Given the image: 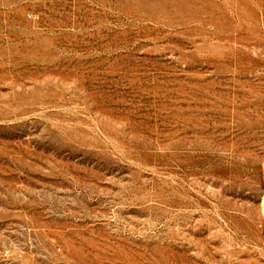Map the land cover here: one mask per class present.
I'll return each mask as SVG.
<instances>
[{
  "label": "rangeland",
  "instance_id": "rangeland-1",
  "mask_svg": "<svg viewBox=\"0 0 264 264\" xmlns=\"http://www.w3.org/2000/svg\"><path fill=\"white\" fill-rule=\"evenodd\" d=\"M0 264H264V0H0Z\"/></svg>",
  "mask_w": 264,
  "mask_h": 264
}]
</instances>
